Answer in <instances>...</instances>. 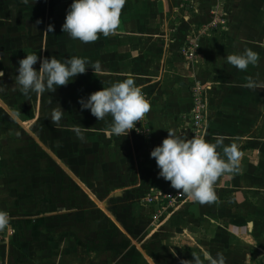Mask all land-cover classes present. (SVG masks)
Masks as SVG:
<instances>
[{
  "label": "crops",
  "instance_id": "1",
  "mask_svg": "<svg viewBox=\"0 0 264 264\" xmlns=\"http://www.w3.org/2000/svg\"><path fill=\"white\" fill-rule=\"evenodd\" d=\"M189 1L196 7L186 17L175 9L176 0H126L115 34L76 46L78 53L86 48L92 65L100 62L102 74L90 68L86 93L72 92L69 100L41 95L35 123H29L31 112L16 115L0 99L3 121L9 116L23 128L12 133L9 122L0 129V210L9 213L14 229L0 232V264L181 262L193 245L192 220L211 229L207 242L214 253L224 248L236 255L242 249L244 264H264V0ZM189 1L179 0L178 6ZM213 22L215 30L200 38L197 62L184 61L179 51L185 38ZM247 48L259 55L255 65L241 71L227 61ZM124 73L151 99L148 124L137 122L127 136L109 140L104 129L112 117L98 121L77 97L123 80ZM190 74L207 87L203 138L215 143L223 136V146L235 143L238 170L218 178L215 202L187 199L178 215L176 210L161 221L147 197L170 185L158 177L150 152L167 130L190 139ZM249 78L254 87L246 86ZM60 107L56 125L51 114ZM223 146L216 151L227 159ZM26 164L36 174L29 181H37L33 186L19 182ZM177 231L184 237L178 244L187 247L173 241Z\"/></svg>",
  "mask_w": 264,
  "mask_h": 264
},
{
  "label": "clouds",
  "instance_id": "2",
  "mask_svg": "<svg viewBox=\"0 0 264 264\" xmlns=\"http://www.w3.org/2000/svg\"><path fill=\"white\" fill-rule=\"evenodd\" d=\"M29 2L30 0H24L26 4ZM35 2L36 0H32V3ZM125 3L126 0H73L67 10L62 31L81 43L95 42L101 34L105 37L115 34ZM40 22L37 21V24ZM53 30L54 25L50 24L47 32ZM226 59L237 69L245 71L250 64L255 65L258 62L259 55L247 48L241 54L228 55ZM38 60L39 70L33 67ZM18 64L15 83L25 95L30 92L37 95L55 92L59 86H66L89 68L85 58L73 56L61 61L54 56L41 58L36 53L27 54ZM91 68L95 74H102L99 61ZM122 75L125 76L123 80L78 100L81 109L90 110L98 121L104 120L106 116L112 117L111 124L104 129L105 137L109 140L113 135L127 136L130 130L136 128L137 122L144 119L151 110L150 102L135 85L131 74ZM3 76L4 72L0 71V78ZM246 86L254 87L251 78ZM63 112L61 107L53 110L51 122L58 125ZM167 131V138L150 152V158L155 159L159 169L158 177L169 181L171 188L179 190L178 193L190 201L201 205L215 202L217 195L214 185L218 178L238 170L240 153L237 145L232 143L223 146V136H218L215 143H209L203 137L193 136L189 139L177 135L173 130ZM77 136L84 139L79 130ZM220 146H223L227 159L222 158L216 151ZM0 229L14 231L11 229L9 213L4 210H0ZM192 256L193 260H182L181 264H225L221 253L213 257L209 251L202 249L199 254Z\"/></svg>",
  "mask_w": 264,
  "mask_h": 264
},
{
  "label": "rangeland",
  "instance_id": "3",
  "mask_svg": "<svg viewBox=\"0 0 264 264\" xmlns=\"http://www.w3.org/2000/svg\"><path fill=\"white\" fill-rule=\"evenodd\" d=\"M177 1L179 0H176L175 9H181V16H184L183 13L185 12H187L185 16H189L188 13H190V11H194V7H196L194 2L192 3L189 0H187L189 1L188 4L183 3L179 6ZM72 2L73 0H36L35 3H32V0H30L29 4H26L24 3V0H0V71L4 72L3 78H0V99L11 109H14L16 115L22 114L23 112L25 113L27 111L31 112L29 123H35L37 115L34 113V111L38 113L40 109L41 95H37L36 93L31 92L27 95L22 94L19 91V86L15 83L16 76L18 75V61L25 58L27 54L36 53L38 57L41 58L54 56L56 59L61 61L64 60V58L73 56L85 58L88 62L87 66L89 67L86 73L77 75L66 86H59L55 92H45L43 94V98H46L47 101L55 98H60L61 100H69L72 92L74 94H77L76 91H78V95L86 93L88 81L87 79L90 75L89 71L93 63V58L92 56L87 57L86 48H84L82 52H76V46L81 42H79L78 40H73L67 33H63L62 31V25L65 22L67 10ZM171 9L173 13L175 10H173L172 7ZM37 21L41 22L37 24ZM209 23H206L204 27L199 26V28H197L194 33L191 32L185 38L182 47L189 46L188 48H190L191 44L192 46H194L195 43H197L198 41L200 42V38H202V36L213 32V30H215L214 27H212L214 22L212 24ZM50 24L54 25V30L52 32H47V28ZM83 44L84 43H82V45ZM80 50H82V48H79L78 51ZM179 52H181L184 61L192 63H194L195 61L197 62L199 54V44L196 48L197 53L194 59L190 57L189 53H186L187 51H185L184 48H181ZM39 66L40 64L38 60L37 64L33 67L39 70ZM90 76H92V74ZM187 78L188 80L186 82V85L190 92L192 83L197 81V78L196 76H192L191 74ZM77 98L78 102L80 98H85V96L80 95ZM145 98L151 104V99L147 96H145ZM70 103L71 102H69L66 106H70ZM4 111L5 110L0 107V129L4 128V124L13 122L12 124H9L11 125L9 129H12L10 131L15 134L21 133L23 128L21 125H18L17 120L16 122H14L7 115L8 121L6 122L8 123H5L3 121V119H6V116L2 114L5 113ZM146 117L147 116H145V118L139 122H146ZM190 117L189 120L191 119ZM79 118L85 119V116H80ZM36 123L40 124L39 121H37ZM30 168L31 167L28 164L25 165V168L22 171L24 180H19V182L24 181L26 185L33 186L34 184L32 183L36 184L37 181H31L32 183H30L29 181L30 179H35L36 174L34 171L29 170ZM24 171L27 172L25 173ZM184 204L185 202L180 206V208ZM181 211L182 209L176 211L175 215H178ZM163 218L164 216H161L159 220L163 221ZM156 222L158 223V221ZM191 224L192 225L190 226V229L192 230L189 229V233L193 237L192 240H190L193 241V245L188 247L189 254L183 253L181 255V258L191 261L194 259L192 255L199 254L202 249L209 251L213 255V257H215L217 253H214L212 249H210V245L207 242V240L211 237V229L207 225L201 224L196 220H192ZM162 234L161 236H163ZM179 234L180 233H178V236L175 235L176 238L173 241L177 242V246L187 247L185 244H178L184 240L183 235ZM219 253L224 256L225 264H244L245 251H243L242 249L237 250L236 255L229 249L224 248L220 249ZM171 264H181V262L180 260H178V258H176ZM250 264L256 263H254V261L252 260Z\"/></svg>",
  "mask_w": 264,
  "mask_h": 264
},
{
  "label": "built area",
  "instance_id": "4",
  "mask_svg": "<svg viewBox=\"0 0 264 264\" xmlns=\"http://www.w3.org/2000/svg\"><path fill=\"white\" fill-rule=\"evenodd\" d=\"M199 42V41H198ZM195 43L189 46H185L184 49L189 53L190 57L194 59L196 57V48L199 43ZM191 98H192V112H191V138L193 136L203 137L209 112V99L207 94V87L200 81H195L191 86ZM169 185L170 182L168 181ZM179 190H175L170 187L167 192L157 190L153 191L148 197L147 202L157 206V212L155 218L159 219L161 216L168 217L170 214L180 208V206L186 202V196L179 194ZM1 232V230H0Z\"/></svg>",
  "mask_w": 264,
  "mask_h": 264
}]
</instances>
